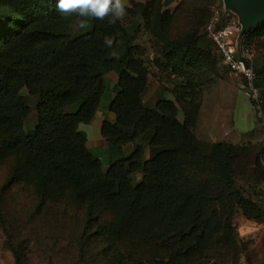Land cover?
<instances>
[{"label":"rangeland","instance_id":"obj_1","mask_svg":"<svg viewBox=\"0 0 264 264\" xmlns=\"http://www.w3.org/2000/svg\"><path fill=\"white\" fill-rule=\"evenodd\" d=\"M125 2L127 15L119 22L148 72L143 104L153 108L158 100L174 102L179 125L188 113V129L200 156L199 169L192 165L190 184L223 197L194 204L174 221L147 208L130 235L121 238L114 233L120 215L116 203L95 202L88 212L87 203L76 199L66 184L43 191L34 170L14 147L0 157V190L11 175L15 177L0 194V264H140L151 259L157 264H264L263 120L204 33L213 6L224 0ZM250 30L248 45L255 69H261L264 22ZM105 82L93 120L80 124L79 130L107 170L110 157L101 124L115 121L109 106L122 83L114 72L106 74ZM259 84L264 97V77ZM20 93L32 108L25 119L24 129L29 131L35 123V99L26 89ZM9 128L0 125V138ZM175 139L183 143L180 130ZM140 144L144 162L150 152L146 142ZM134 149L132 143L124 145L122 157ZM215 152H223L227 168ZM227 152L236 156L231 158ZM142 176L133 173V183L138 184ZM243 201L257 208L249 206L245 212Z\"/></svg>","mask_w":264,"mask_h":264},{"label":"trees","instance_id":"obj_2","mask_svg":"<svg viewBox=\"0 0 264 264\" xmlns=\"http://www.w3.org/2000/svg\"><path fill=\"white\" fill-rule=\"evenodd\" d=\"M56 4L57 0H0V125L10 127L0 138V157L18 147L43 191L66 184L76 199L87 203L88 212L95 202L116 203L120 215L114 233L121 238L130 235L147 208L174 221L194 204L219 201L222 193L212 195L190 184L192 165L199 169L200 156L188 129V113L179 125L174 102L158 100L153 108L143 104L148 72L135 56L124 26L119 21L110 24L109 17L90 19L87 29H78L75 15L62 14ZM251 33L245 35L247 44ZM106 35L115 36L114 49L104 45ZM112 50L119 59L109 56ZM255 71L260 88L264 68ZM109 72L118 76L122 88L109 106L115 121L101 124L110 157L104 170L87 148L79 125L93 120ZM22 89L35 99V123L29 131L24 129L25 119L32 108ZM177 130L184 135L181 145L175 139ZM140 142H146L150 152L144 162ZM128 143L135 149L122 157ZM222 153L215 152V158L225 169ZM135 172L143 174L138 184L131 178ZM14 179L8 178L0 194ZM240 205L245 212L249 206L257 208L248 201ZM139 263L157 264L153 259Z\"/></svg>","mask_w":264,"mask_h":264},{"label":"built area","instance_id":"obj_3","mask_svg":"<svg viewBox=\"0 0 264 264\" xmlns=\"http://www.w3.org/2000/svg\"><path fill=\"white\" fill-rule=\"evenodd\" d=\"M240 32L241 25L233 12L225 9L223 4L213 6L204 26V33L230 74L240 80V89L254 103L255 110L264 124V97L256 85L254 52L245 42L246 34L240 37Z\"/></svg>","mask_w":264,"mask_h":264},{"label":"clouds","instance_id":"obj_4","mask_svg":"<svg viewBox=\"0 0 264 264\" xmlns=\"http://www.w3.org/2000/svg\"><path fill=\"white\" fill-rule=\"evenodd\" d=\"M56 6L62 14L75 15L74 23L78 29H87L90 19L104 20L110 17L108 22L116 24L125 18L128 7L125 0H57ZM103 43L107 48L114 49L116 38L106 35ZM109 56L119 59L115 50L110 51Z\"/></svg>","mask_w":264,"mask_h":264},{"label":"water","instance_id":"obj_5","mask_svg":"<svg viewBox=\"0 0 264 264\" xmlns=\"http://www.w3.org/2000/svg\"><path fill=\"white\" fill-rule=\"evenodd\" d=\"M223 5L237 16L241 25L240 37L264 22V0H224Z\"/></svg>","mask_w":264,"mask_h":264}]
</instances>
